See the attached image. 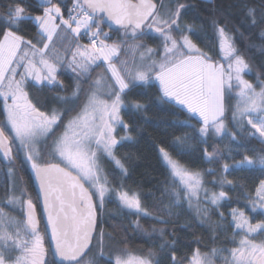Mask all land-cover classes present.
I'll use <instances>...</instances> for the list:
<instances>
[{
  "label": "snow or ice",
  "instance_id": "obj_1",
  "mask_svg": "<svg viewBox=\"0 0 264 264\" xmlns=\"http://www.w3.org/2000/svg\"><path fill=\"white\" fill-rule=\"evenodd\" d=\"M194 7L187 0L0 4V264H264V64L237 47L258 30L264 53V0H235V22L211 9V33L186 21ZM154 86L157 102L183 115L175 123L188 131L158 148L166 186L148 194V205L127 184L131 157L119 153L136 142L131 117L148 109L134 97ZM190 140L196 159L219 169L184 163L194 155ZM17 163L37 182L35 201ZM239 170L259 175L251 183L228 179ZM109 203L135 217L133 232L153 246L133 255L127 237L115 244L103 227ZM181 215L207 229L206 251L200 238L178 235L191 231ZM181 246L187 251L178 256Z\"/></svg>",
  "mask_w": 264,
  "mask_h": 264
},
{
  "label": "trees",
  "instance_id": "obj_2",
  "mask_svg": "<svg viewBox=\"0 0 264 264\" xmlns=\"http://www.w3.org/2000/svg\"><path fill=\"white\" fill-rule=\"evenodd\" d=\"M5 0H0V4H3ZM188 3L195 5V7L189 12L188 16L185 18L188 22H194L197 27L203 25L205 29L211 33V24L209 21V15L211 9H217L219 13H224L225 15L231 14L235 22L237 9L233 7L235 0H212V3H205V0H187ZM243 31V29H242ZM258 30H249L245 34V38L237 40V47L245 54L246 58H250L251 61L259 66L264 64V53L259 50V45L261 41L257 36ZM27 34L31 37L34 33L31 29L27 30ZM151 43V41H149ZM255 45V47L253 46ZM247 79L252 80L255 83V80L252 76H247ZM66 85H70L71 81L67 76L62 78ZM143 91L146 92V96L143 97H134L135 99L147 100L148 109L144 116L133 115L131 120L135 123L138 129L136 135V142L129 143L125 147L120 149L121 156H130L131 159L127 161V165L130 168L131 175L127 179V184L133 189L141 191L145 196V203L150 205L152 203L149 193L159 195V190L164 188L165 181L167 179V173L161 163L159 157L158 148L164 146L169 147L171 141L177 137L182 136L187 129L180 128L176 125V121H184L185 117L180 114H174L171 109L167 106L159 104L157 102V88L151 87L146 88ZM71 93V88L69 92L65 93L68 95ZM41 97L50 96L49 93H39ZM235 103V100H233ZM126 120L130 118L125 116ZM189 144L192 146L194 155L184 157L183 162L190 164V166L203 169L207 167H215L219 169L220 165H208L207 163H201L196 157L200 156L201 153L196 151L197 145L195 141H189ZM227 141H224L220 144L221 149L223 150ZM259 147V145H254ZM234 147V145H233ZM170 150V149H169ZM248 155H252L251 152H247ZM241 157L236 155L235 159L239 160ZM231 163L232 161H227ZM223 163V162H221ZM17 174L22 181V186L25 187L36 200V193L33 188V176L30 171L26 170L25 166H21L17 163ZM3 168V165H0V169ZM259 175L258 172L253 173L249 170H239L233 172L228 176V179L233 180L236 183H251L255 176ZM5 176L3 171L0 170V191L3 190L5 185ZM211 179V177H209ZM232 197H238L240 193L238 191L231 192ZM107 215L105 216V223L103 224L104 230L106 232L112 233L115 237L114 243L119 245V242L124 240L127 237V248L129 251L139 254L141 250L153 246V242L149 237L143 236L133 232L131 220H134L135 217H129L125 214H122L118 208L115 207L114 203H109L106 205ZM38 212V206H37ZM256 215V214H253ZM260 217L257 216V219ZM215 219V217H213ZM189 223L191 225V231L188 230H179L178 235L185 241L191 242L196 238L202 240L200 245L203 250L204 245H210L209 233L206 228L195 225L194 221H191L190 217L187 215H181L179 223ZM255 222V221H254ZM141 224L144 228L149 229L152 222L148 219H142ZM160 227V225H156ZM194 233V235H193ZM230 235V234H229ZM195 248L197 245L192 243L191 245ZM216 246H222L217 244ZM231 247V245H229ZM187 249L181 246L180 251L177 253L178 256L182 255Z\"/></svg>",
  "mask_w": 264,
  "mask_h": 264
},
{
  "label": "water",
  "instance_id": "obj_3",
  "mask_svg": "<svg viewBox=\"0 0 264 264\" xmlns=\"http://www.w3.org/2000/svg\"><path fill=\"white\" fill-rule=\"evenodd\" d=\"M40 2L42 3L43 0H40ZM33 188H34V191H35V193L37 195V192L39 191V189H38L37 182H36L34 177H33ZM38 208H39V213H41L42 212V208L39 206V204H38Z\"/></svg>",
  "mask_w": 264,
  "mask_h": 264
},
{
  "label": "rangeland",
  "instance_id": "obj_4",
  "mask_svg": "<svg viewBox=\"0 0 264 264\" xmlns=\"http://www.w3.org/2000/svg\"><path fill=\"white\" fill-rule=\"evenodd\" d=\"M114 204H115V203H114ZM115 207L117 208V205H116V204H115ZM132 254H133V255H137L136 253H133V252H132Z\"/></svg>",
  "mask_w": 264,
  "mask_h": 264
},
{
  "label": "flooded vegetation",
  "instance_id": "obj_5",
  "mask_svg": "<svg viewBox=\"0 0 264 264\" xmlns=\"http://www.w3.org/2000/svg\"><path fill=\"white\" fill-rule=\"evenodd\" d=\"M38 213H39V208H38Z\"/></svg>",
  "mask_w": 264,
  "mask_h": 264
}]
</instances>
